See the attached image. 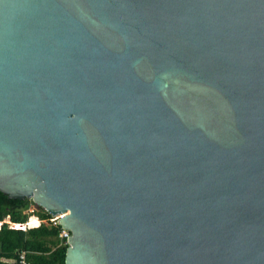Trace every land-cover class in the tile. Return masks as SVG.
<instances>
[{"label": "water", "instance_id": "water-1", "mask_svg": "<svg viewBox=\"0 0 264 264\" xmlns=\"http://www.w3.org/2000/svg\"><path fill=\"white\" fill-rule=\"evenodd\" d=\"M0 193L65 264H264V0H0Z\"/></svg>", "mask_w": 264, "mask_h": 264}, {"label": "trees", "instance_id": "trees-1", "mask_svg": "<svg viewBox=\"0 0 264 264\" xmlns=\"http://www.w3.org/2000/svg\"><path fill=\"white\" fill-rule=\"evenodd\" d=\"M31 200H13L0 193V222L10 216L12 223H25L21 209ZM45 212L41 216L47 217ZM59 226L41 225L27 230L10 229L4 223L0 229V264H19L18 251H25L28 264H65L66 244L60 243ZM11 260H15L12 262Z\"/></svg>", "mask_w": 264, "mask_h": 264}, {"label": "built area", "instance_id": "built-area-1", "mask_svg": "<svg viewBox=\"0 0 264 264\" xmlns=\"http://www.w3.org/2000/svg\"><path fill=\"white\" fill-rule=\"evenodd\" d=\"M45 212H47V211L45 210ZM48 214L49 215L45 218H43V217L40 218L37 216H31L28 218V220L25 223H12L10 220V216H8L7 219L5 218L3 221L0 222V229L4 223L9 224L10 229H17V230H24V231L27 229H30V228L39 227V226L44 225V224L47 226H59L58 222H56V220L58 218H60L63 215V213L57 214V215H51L50 213H48ZM33 218L35 220H37L38 225L29 226L28 224L31 222V220ZM69 235H70L69 230L60 227L59 232H58V237L60 238V243L67 245V236H69ZM17 255H18V259H19L18 260L19 264H28L27 258H26L27 253L25 251H18ZM11 261L15 262V260H11Z\"/></svg>", "mask_w": 264, "mask_h": 264}, {"label": "rangeland", "instance_id": "rangeland-1", "mask_svg": "<svg viewBox=\"0 0 264 264\" xmlns=\"http://www.w3.org/2000/svg\"><path fill=\"white\" fill-rule=\"evenodd\" d=\"M22 215H26L28 218L31 216L42 217L41 215L45 213V210L42 207L36 205L32 200L31 202L24 208L21 209ZM27 218V220H28ZM7 219V217H6ZM38 225V222H37Z\"/></svg>", "mask_w": 264, "mask_h": 264}, {"label": "bare ground", "instance_id": "bare-ground-1", "mask_svg": "<svg viewBox=\"0 0 264 264\" xmlns=\"http://www.w3.org/2000/svg\"><path fill=\"white\" fill-rule=\"evenodd\" d=\"M29 226H35L37 225V220H35L34 218L31 220V222L28 224Z\"/></svg>", "mask_w": 264, "mask_h": 264}]
</instances>
